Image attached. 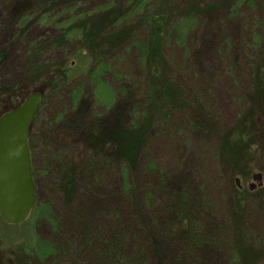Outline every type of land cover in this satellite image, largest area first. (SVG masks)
Here are the masks:
<instances>
[{"label":"trees","instance_id":"obj_1","mask_svg":"<svg viewBox=\"0 0 264 264\" xmlns=\"http://www.w3.org/2000/svg\"><path fill=\"white\" fill-rule=\"evenodd\" d=\"M87 1L38 4L46 5L38 21L45 20L58 32L51 42L35 48V60L30 57L28 65L34 75L30 81L39 86L35 92L43 99L28 135L35 205L26 224L32 228L46 221L50 234L46 240L37 238L32 245L15 247V264H60L65 258L69 264L80 259L89 264H150L152 253L158 264H198L200 245L219 242L223 246L226 241L238 264L262 262L264 245L253 239L259 234L252 223L253 204L244 200L251 191L238 188L233 177L246 172L255 161L252 148L264 143V108L260 106L264 99V0H102L91 12L78 10ZM244 7L255 10L252 24L257 21V25L247 26L252 39L235 41L225 32ZM238 23L242 25L241 20ZM219 39L216 54L222 52L232 60L234 69L240 60L237 51L243 47L246 54L259 57L252 69L251 96L245 101L248 108L225 132H220L217 119L204 105L205 80L212 76L196 78L197 86L190 89L189 74L201 66L186 68L191 61L190 43L198 46L192 57L197 63L206 41L215 45ZM48 49L67 50L70 56L60 53L42 64L41 54ZM55 96L75 105L77 113L68 124L77 131L84 126L79 134L83 150L50 154L49 137L44 140L40 175L50 202L40 203L35 178L40 132L34 135L32 128ZM114 99L128 104L121 114L131 117L129 123L116 115L108 123L82 124L91 104L110 105ZM257 120L262 125L257 126ZM193 136H199L201 152L213 150L212 175L207 172L212 159L204 161L205 155H200L193 171L197 186L193 177L189 184L166 183L170 159L147 158L152 144L162 140L174 160L180 161V153L190 144L183 145V141ZM109 161L116 176L122 174L115 190L118 200L136 203L130 223L119 222L113 228L114 214L101 211L98 201H88L108 173L104 167ZM151 178L157 183L145 189V181ZM216 185L223 191L220 198L229 202L223 212L219 196L214 195ZM158 214L163 215L162 221L154 218ZM195 215L217 220L216 226L209 233L202 232L201 219ZM162 241L171 249L167 260L159 246Z\"/></svg>","mask_w":264,"mask_h":264},{"label":"rangeland","instance_id":"obj_2","mask_svg":"<svg viewBox=\"0 0 264 264\" xmlns=\"http://www.w3.org/2000/svg\"><path fill=\"white\" fill-rule=\"evenodd\" d=\"M39 2H44V0H0V116L5 112H8L15 107L19 106L21 102L30 94L36 93L39 86L36 85L33 80V70H31L29 65L30 57L33 56L35 60L34 50L37 46L42 43H47L51 38L55 37L57 29H54L45 20L38 21L39 18H43L42 12L46 10V5H39ZM37 4V5H36ZM102 4V0H88L86 4L78 5V10L84 12H91L98 5ZM39 10V11H38ZM227 10V6L225 7ZM238 20L233 24L232 27H228L225 32V36L234 39L235 41L244 39H252L253 35L249 34L247 31V26L257 25V21L252 24L254 19L255 10L248 9L244 7L238 12ZM241 20L242 25L238 23ZM220 38V37H219ZM212 41V39H210ZM220 39L215 40V45L208 43L206 41L203 51L198 55V62H192V57L197 53L198 46L189 44L190 46V62L187 67L189 69L190 65L201 66L199 70L191 72L189 74L190 89L196 87L197 84L194 81L201 79V76L210 77L211 79H206L205 83V97L203 98L205 106L208 108L210 113L217 119L220 132L228 131L234 124L236 119L244 114L247 110L248 105H245V101L249 100L252 92V81H253V67L258 63L259 57L256 53L248 55L245 49H239L238 54H240V60L238 62L237 69H234L235 63L228 58L223 57V53L216 54L218 52V45L220 44ZM51 42V41H50ZM222 42V41H221ZM238 48V47H237ZM69 48L67 47V50ZM55 52L51 49L45 50L41 54V63L44 64L46 60H50L55 57H60L58 54L64 56H70V53L66 51ZM40 55V54H39ZM38 55V56H39ZM228 57V56H227ZM224 58V60H222ZM195 63V64H194ZM112 85V83H111ZM198 91V90H197ZM246 95V98H245ZM68 103V104H67ZM60 99L57 96L52 97L48 101L46 110L41 113L37 122L32 128V134L37 135V149H36V187L38 188L37 199L41 203L50 202L49 191L47 190L46 184H43V177L40 175V167L44 160L42 156L46 153L43 149V142L47 137H49L50 146H52L48 152L50 154L57 153L60 154H70L71 150L74 148L81 152L83 150L82 134L81 129L84 130V126H81L78 131L73 124H68V120L75 116L77 113L74 104H70L67 100ZM128 104H119V100H113L110 105L107 104H91V108L84 115L82 124L88 126L94 121L108 123L112 119H115L116 115H120L123 122H130L131 117L122 115L121 112L127 108ZM264 108L263 103L260 104ZM58 116H61L58 118ZM35 117V116H34ZM84 121V122H83ZM262 120H257L256 125H262ZM264 126V125H263ZM76 129V130H74ZM44 131V135L42 134ZM79 132V133H78ZM264 135V130L262 131ZM199 136H193L188 138V140L183 141L184 144H189L188 147H184L180 161L174 160L175 157L169 151L168 145L163 143L162 140L154 141L152 144V151L148 152L147 158H157L160 161L166 160L171 164L169 167L168 175L165 176V182L168 184L185 183L189 184L193 177V171L197 167L198 157L205 155V160L212 159L207 163L208 174L212 175L214 163H213V150L208 149L205 152H201L200 144L198 141ZM157 139V138H155ZM264 141V139H263ZM252 150L255 153V161L251 162L243 174L238 173L233 177V182L235 179H239V184L244 191H248L249 185L252 183V176L254 174L261 175V181L256 188L249 192L244 198L247 205L253 204V211L251 217L253 218V225H257L259 229L255 238L264 245V143L261 148ZM258 152V153H256ZM170 154V157H169ZM179 153L177 155H180ZM174 160V161H173ZM178 162V163H177ZM179 164V165H178ZM107 170V174L102 178L101 182L93 195H91L88 201H98L101 211L110 210L114 217H112V228L115 225H119V222H126L129 224L133 216H130L132 209H135L136 203L125 201L122 199L118 200L119 196H116V187L122 183V174L119 173L116 176L115 168L111 165V162L107 163L104 167ZM194 179V177H193ZM154 179L146 180L144 187L152 186ZM199 182L198 180H196ZM195 179L192 182H196ZM157 183L156 181H154ZM197 182L195 185L197 186ZM216 187H218L216 185ZM215 187H211L213 189ZM245 193V192H244ZM223 191L221 186L215 188L214 195H221ZM116 196V198H115ZM97 197V198H94ZM128 197V196H127ZM87 198V197H86ZM220 212L227 209L226 205L229 204L224 198H220ZM48 201V202H47ZM118 206H117V205ZM90 208V204L86 205V211ZM32 213V212H31ZM195 218L201 219L200 229L204 233H209L216 226L217 220L203 219L197 215ZM160 221L163 220V215H157L154 217ZM32 217L29 216L27 219L29 221ZM26 220V221H27ZM66 224L62 223V226ZM50 226L46 221H40L39 223L33 224L30 228L26 222L17 225L10 226L2 223L0 221V264H15V247H22V245L28 243L32 245L37 241V238L41 240H46L49 236ZM166 241L160 242V249L163 250L165 259L167 260L171 255V249L167 246ZM227 241L226 244L217 242L212 246V243H203L196 249L197 262L198 264H238L236 262V256L231 254L233 250L229 249ZM151 249V248H150ZM196 255V253H194ZM194 254L192 257H194ZM150 264H158V260L154 253L150 256ZM264 259V256L262 260ZM264 261V260H263ZM257 261L250 262V264H264ZM73 263V260L70 261ZM60 264H69L67 258L59 262ZM74 264V263H73ZM75 264H89L83 259L76 260Z\"/></svg>","mask_w":264,"mask_h":264},{"label":"water","instance_id":"obj_3","mask_svg":"<svg viewBox=\"0 0 264 264\" xmlns=\"http://www.w3.org/2000/svg\"><path fill=\"white\" fill-rule=\"evenodd\" d=\"M42 99L41 94L32 93L0 116V221L6 225L26 222L35 205L28 135ZM260 181L261 175L254 174L248 189L254 190ZM235 184L239 186V179Z\"/></svg>","mask_w":264,"mask_h":264},{"label":"flooded vegetation","instance_id":"obj_4","mask_svg":"<svg viewBox=\"0 0 264 264\" xmlns=\"http://www.w3.org/2000/svg\"><path fill=\"white\" fill-rule=\"evenodd\" d=\"M259 183H260V182L255 183V188H256V185H259ZM251 184H253V182H252ZM251 184H250V185H251ZM250 185H249V186H250ZM237 187H238V188H241L240 184H239V186H237ZM255 188H254V189H255Z\"/></svg>","mask_w":264,"mask_h":264}]
</instances>
